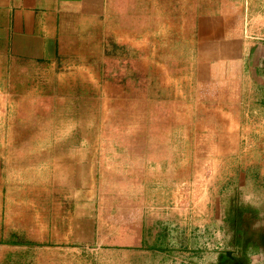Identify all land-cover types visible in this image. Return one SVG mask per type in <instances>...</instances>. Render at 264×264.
Returning <instances> with one entry per match:
<instances>
[{"label": "rangeland", "instance_id": "rangeland-1", "mask_svg": "<svg viewBox=\"0 0 264 264\" xmlns=\"http://www.w3.org/2000/svg\"><path fill=\"white\" fill-rule=\"evenodd\" d=\"M235 1L264 27V0ZM151 58L149 67L134 59L132 74L120 56L113 75L103 72L112 87L99 88L101 100L80 89L87 102L69 114L67 105L53 112L2 99L0 264H165L174 252L183 264H206L212 242L232 238L206 230L215 215L206 210L235 207L226 182L239 169L217 157V135L206 131L214 117L196 108L186 57ZM153 240L167 247H144ZM91 246L102 252L79 254Z\"/></svg>", "mask_w": 264, "mask_h": 264}, {"label": "crops", "instance_id": "crops-1", "mask_svg": "<svg viewBox=\"0 0 264 264\" xmlns=\"http://www.w3.org/2000/svg\"><path fill=\"white\" fill-rule=\"evenodd\" d=\"M262 26L250 25L247 8L235 0H0V103L6 97L7 103L51 111L67 105L69 114L73 105L87 102L80 89L83 94L93 89L91 96L101 100L99 88L106 83L112 87L103 72L113 75L117 70L112 65L120 63V56L132 61V74L138 57V64L149 67L151 57L161 63L167 60L156 57L185 56L183 70L194 81L196 108L207 110L206 120L214 117L206 131L217 135V157L226 168L239 169L226 182L235 184L230 186L236 191L230 193H237L235 207L229 214L223 205L206 210L215 214L206 230L229 231L232 238L213 241L216 252L202 257L208 258L206 264H264ZM147 70L141 71L144 85ZM166 211L156 213L163 218ZM181 214L174 212L175 226ZM163 246L153 240L144 247ZM95 248L79 247L78 252H102ZM110 250L118 254V249ZM147 254L153 259L151 251ZM165 264H183V257L174 252Z\"/></svg>", "mask_w": 264, "mask_h": 264}, {"label": "clouds", "instance_id": "clouds-1", "mask_svg": "<svg viewBox=\"0 0 264 264\" xmlns=\"http://www.w3.org/2000/svg\"><path fill=\"white\" fill-rule=\"evenodd\" d=\"M245 200H248V198H247V197H245Z\"/></svg>", "mask_w": 264, "mask_h": 264}]
</instances>
